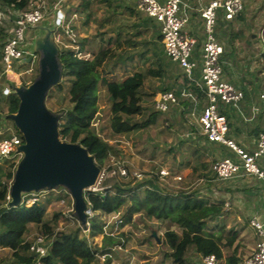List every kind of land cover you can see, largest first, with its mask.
Listing matches in <instances>:
<instances>
[{
    "label": "trees",
    "instance_id": "1",
    "mask_svg": "<svg viewBox=\"0 0 264 264\" xmlns=\"http://www.w3.org/2000/svg\"><path fill=\"white\" fill-rule=\"evenodd\" d=\"M33 1L37 0H0V10L8 9L14 14L28 12L38 6H32ZM192 1L195 4L196 1ZM47 2L49 7L60 5L64 12V21L55 34L59 37V60L63 66L61 82L49 90L47 95V99L50 97L55 102H57L55 99L61 97L62 104L64 103L59 107L65 111L64 114L60 113L62 115L58 126L59 137L62 141L79 143L86 148L100 171L107 175L100 180L99 191L84 192V199L91 211V216L87 217L86 231L76 226L64 231H56L55 227L62 215L55 214L51 221L45 219L46 205H49L51 201L47 196L51 195L58 200L53 190H43L48 194L30 207L9 206L10 199L7 197L15 163L4 160L0 165V249L9 252V264L35 262L36 255L29 251L34 237L27 239L31 227L39 230L37 235L46 238V254L40 258V264H100L101 255H107L114 246L122 244L121 240H117L111 232L106 233L105 224L100 221V215L115 214H119L121 223L122 220L130 222L134 216L140 215L154 221H168L171 226H177L180 229L179 234L173 230L164 233V243L170 250L167 257L171 258L173 264H197L185 258L189 248H193L200 260L213 255L215 264L220 263L223 260V249H230L235 242L237 231L232 228L223 238V230L215 234L211 231L209 224L227 213L225 201L219 197V193L230 192L227 185L240 177L223 182L214 180L212 164L218 157L228 156L230 149L221 144L209 142L202 135L200 124L192 118L194 115L196 119L198 118V106L195 103L205 99L204 95L187 79L182 69L163 54V46L160 45L162 38L156 22L143 13L134 12L133 3L125 0H117L115 7L113 2L107 0H78L79 5L74 8L63 0H47ZM93 2L104 5L109 11L114 9L112 14L108 13L107 17L98 19L99 28L108 26L112 35L105 43L100 42L101 46L97 50L93 46L95 43L86 38L79 39V36L75 35L76 32L74 33V16L84 15V26L89 24L91 18H95L96 13L90 10ZM125 3L132 6H126ZM118 8L135 17L132 24L126 25L121 22L118 15L114 13ZM12 27L11 22L0 23V78L3 73V41L10 36ZM131 29L132 34L128 33L127 38H123L122 31L129 32ZM150 30L153 31L154 39L157 41H147L143 38L145 32ZM70 34H74V37H70ZM122 44L126 46L125 49L122 48ZM139 45L147 49L146 52L153 50L149 56L150 60L153 58L151 64L144 68L139 67L137 71L119 81L108 79L106 76L112 68L117 65L127 67L130 64L134 58L131 51ZM86 55L91 56V59H86L84 57ZM149 58L145 57V60ZM33 78L35 79V76ZM148 79H159L162 85L160 92H172L177 99V104L171 105L166 113H160L154 109L146 110V112L150 111L146 119L140 122L134 121V117L143 113L140 105L142 87ZM21 84L26 86L28 82L21 81ZM100 89H103L107 95V101L110 104V128L115 134L147 130L159 118L166 123L167 127L164 131L167 133L172 131L175 134L178 126H182L181 130L185 128L182 132L176 133L177 136L173 137L169 143H162L164 151L172 160L169 164L170 168L175 165L177 154L184 157L175 167L176 173L183 168H191L188 180H179L184 190L169 192L165 187H159L156 184V175L149 179L143 178L138 181V184L130 186V183H120L119 180L122 178L115 170L109 167L104 168L106 161L110 158V146L93 128V122L99 112ZM186 92L190 97L184 95ZM17 106L18 99L12 93L4 95L0 88V117L15 113ZM217 107L219 114L227 116L229 127L227 114L230 109L234 111L237 109L221 102H218ZM258 132L257 138L260 133H263L259 130ZM3 138L0 136V140ZM171 173L174 175V172L171 171ZM198 175H202V182L196 187ZM98 235H103L100 247L93 246L89 242L90 238ZM151 238L156 241L153 236ZM228 264H237V260L230 257Z\"/></svg>",
    "mask_w": 264,
    "mask_h": 264
},
{
    "label": "rangeland",
    "instance_id": "2",
    "mask_svg": "<svg viewBox=\"0 0 264 264\" xmlns=\"http://www.w3.org/2000/svg\"><path fill=\"white\" fill-rule=\"evenodd\" d=\"M64 1L70 3L73 8L76 5H79L78 0H63V2ZM42 4H44L45 7L43 19L37 26L29 27L25 31L26 55L27 58L33 55L32 62L28 64L22 63V61L13 62V71L17 73L16 76L20 83L21 81H27L28 84H30L34 79L33 77L37 76V62L39 55L33 54V42L36 37L43 34V30L40 29V27L46 25L47 28H50L55 24L56 11L54 8L58 4L49 7L47 0H37L33 1L32 6L35 7L36 5ZM247 5L252 10H256L261 13L264 12V0H253L251 3L247 2ZM101 6L104 7V5L93 2L90 10L96 14L94 16L95 18L90 19L88 25H83L84 15L81 16V14H79L74 18V33L76 32L75 35L79 36V39L85 37L90 42L95 43L93 46L96 47V50L99 49L101 44L105 43L112 35V32H110L109 29L99 28L100 22L98 19L101 18L98 17V14ZM126 21L127 23L122 21L123 24L129 25L128 23H130V19H127ZM124 31L125 30L122 31V33H124L122 37L127 38L126 36L129 32L126 33ZM99 34L101 35L99 36ZM150 34V31L145 32L143 38L148 41V39H150L149 37L151 36ZM53 37L55 39L56 36L54 35ZM121 41L123 42V39H121ZM134 41L136 40L134 39ZM57 43L56 45L59 48V41ZM122 46L123 49L126 48V46L123 44ZM146 50L147 49L145 48H141L140 45L133 48L131 52L134 58L131 60L130 64H128L127 67L125 65L115 66L111 69V72H109L106 77L110 80L115 79L119 81L121 78L131 75L133 72L137 71L139 67H147L149 64H151V61H153V58H151V60L149 58V56H151L150 53H153V50L148 52H146ZM84 57L86 59H91V56L89 55ZM145 57H148L149 60H145ZM5 78L6 77L4 76L0 78L1 89L4 86L12 85V83L7 81ZM9 78L15 79L14 74L10 75ZM161 89L162 85L159 79H148L145 82L144 86L142 87L140 101L143 113L142 115L134 117V121L140 122L146 119L147 115L150 113V111L146 112V110L152 111L154 109L153 101L156 96L161 93ZM55 100H57V102L51 100L50 97L48 99L46 98V107L53 113L64 114V109L59 108L64 105V103L62 104L61 97H58ZM109 109L110 104L107 101V95L103 89H100L99 112L96 115L95 121L93 122V128L94 131L100 135L101 139L106 141L110 146V158L106 161L104 168H112L117 173L120 167L125 169L128 168V170H126L129 171V173H140L144 179H149L151 177L153 178L156 175V184L159 187H165L169 192H180L184 190L183 185H180V181L177 179L181 173H176L175 168L177 167V164L181 162V159L184 157V155L181 156L177 154L175 165L170 168L169 164L172 163V160L171 157L164 151L162 143H169L173 137L177 136L176 133H180L185 129L181 130L182 126H178L176 127L177 132L175 134L172 131H170L171 133H167L164 131V128L167 127L166 123H164L162 119L159 118L155 124L149 126L147 130L141 129L133 131L129 134H115L110 128L111 115ZM1 118L2 117H0L1 123L4 126L12 125V122L6 119V117H3L2 119ZM1 164H3V161L0 162V165ZM161 171H167L170 176H161ZM171 171L174 172V175L171 173ZM101 173L104 175V172ZM105 175H107V173H105ZM119 181L120 183L124 184L130 183V186L139 183L137 180L134 181V179H131V177L128 179H120ZM99 183L100 182L98 181L96 184L97 188H100ZM191 188L192 187H190V189ZM47 197H49L51 201L49 205H46V221H51L55 214L62 215L58 219V225L55 227L56 231H64L69 228H74L75 226L81 227L78 222L72 221L68 217V215L70 216L73 214V201L71 200V197H65V202L63 203H61V199L57 200L56 198H52L51 195H48ZM42 198L43 197H41L40 200ZM225 202L228 204V199H226ZM228 213H226L223 217H219L217 220L210 222L209 224L211 231L215 234L218 233L219 230H223V238L227 236V232L232 228L237 231L235 242L230 247V249H223V260H221V262L218 264H228V259L230 257H234L237 260V264H241L244 259L249 257L253 252L254 234L252 230L251 232L249 231V226L234 225V222ZM100 221L105 224L106 233L111 232V234L117 238V240H121L122 243L119 246H114V248H112L113 250L107 255H101L100 264H173L171 258L167 257L170 253V250L164 243V233L168 230H173L179 234L180 229L177 226H171L168 221H154L151 218L141 217L140 215L134 216L130 222H125V220H122V223L120 222L119 214L110 216L100 215ZM81 229L83 228L81 227ZM152 233L155 234L156 241L151 238ZM37 234H39V230L31 227L30 232L27 235V239L30 240ZM102 239L103 235H98L96 237L90 238L89 242L93 246L96 245L97 247H100L103 242ZM185 258L190 259L197 264H203L202 260L196 256L193 248L188 249L185 254ZM9 259V252L7 250L0 249V264H9Z\"/></svg>",
    "mask_w": 264,
    "mask_h": 264
},
{
    "label": "built area",
    "instance_id": "3",
    "mask_svg": "<svg viewBox=\"0 0 264 264\" xmlns=\"http://www.w3.org/2000/svg\"><path fill=\"white\" fill-rule=\"evenodd\" d=\"M133 3L135 11L145 14L153 19L160 26V35L165 55L171 62L177 64L189 81H191L204 95L206 106L202 110L199 118L201 133L209 142H215L231 149L237 155V161L230 158H222L216 160L212 164V172L215 175V181L223 182L243 176H254L258 179H264V170L259 165V160L264 159V133H260L256 142V149L252 153H247L239 149L236 144L227 137L228 124L226 117L218 113V102L231 106L235 109L239 107L244 95L242 91L233 85L224 82L221 79L222 68L220 58L223 53L222 47L218 44L215 37V25L218 11H222L224 19L231 21L243 9V0H214L204 4V0H195L198 11L203 22L205 40L201 48V70L199 79H195L193 71L196 63L192 60V53L196 46V40L184 32V27L188 22L187 17L183 14L181 0H165L159 3L157 0H125ZM55 30L53 36L58 31L64 21V15L60 5H57ZM44 4L38 5L35 9L14 14L10 10H0V23L11 22L13 27L10 36L5 39L2 48V64L4 76L9 80V76L15 74L13 71L14 61H23L26 59L25 49V31L29 27L37 26L44 16ZM60 15V17H58ZM75 18V16H74ZM59 21L56 23V21ZM70 37H74V34ZM55 43L59 41V37H55ZM58 44V43H57ZM5 78V79H6ZM15 84L14 81H10ZM3 94L12 93V85L2 88ZM259 100L264 108V93L259 95ZM177 104V99L172 92L159 93L153 101V108L160 113H166L171 105ZM0 136L4 138L0 140V162L10 160L16 163L20 160L21 154L18 147L23 143L21 135L17 132L13 125L4 126L0 120ZM118 174L122 179L141 180L144 177L140 173H128L125 168H119ZM161 176H169V173L161 171ZM101 173L99 182L103 178ZM180 180V178H177ZM198 183L202 179L197 180ZM100 188L95 185L86 190L87 192H97ZM85 191V192H86ZM61 203L65 202V197H71L64 188L53 190ZM48 192L41 191L39 193H31L22 196L21 205L30 207L44 198ZM9 199V196L7 197ZM72 200V198H71ZM73 201V200H72ZM72 212V210H71ZM91 216V211L87 217ZM67 217V215H66ZM68 217L74 221V215ZM250 228L254 231L257 241L252 254L244 259L242 264H264V224L260 223L256 217L249 221ZM41 235L34 236L29 246V251L36 255L33 264H40V258L46 254L45 240ZM203 264H215L213 255L204 257Z\"/></svg>",
    "mask_w": 264,
    "mask_h": 264
},
{
    "label": "crops",
    "instance_id": "4",
    "mask_svg": "<svg viewBox=\"0 0 264 264\" xmlns=\"http://www.w3.org/2000/svg\"><path fill=\"white\" fill-rule=\"evenodd\" d=\"M107 1L113 2V6H116L115 2L117 0ZM157 1L159 3L165 2V0ZM181 1L182 5H184L182 12L188 19L184 32L196 40V46L192 53V60L196 63L193 75L195 79H199L201 48L205 40L203 22L196 2L194 4L192 0ZM210 1L214 0H204L203 3L207 4ZM251 1L253 0H243V11L231 21L225 20L223 12L219 11L215 25L216 41L223 50L220 58L221 79L242 91L244 95V99L239 104L237 111L230 109L227 114L230 123L227 136L239 149L247 153H252L256 149L258 130L264 133V108L258 99L259 94L264 93V12L261 13L250 9L247 2L251 3ZM126 6L130 7L132 5L126 4ZM132 8L134 7L132 6ZM113 10L112 8L109 11L105 6H101L98 17H107L108 13L112 14ZM114 13L118 15L120 20L122 19L121 22H126L127 19H130L129 22L132 24L135 20L133 15H129V12L121 8H118ZM156 26L160 29L158 24ZM106 28L108 29V26ZM132 32L133 30L131 29L129 33L132 34ZM150 33L151 36L148 41L155 40L153 31L150 30ZM160 45L163 46L161 43ZM163 54L165 55L164 50ZM6 80L8 81L7 78ZM184 95L190 97L187 92ZM195 104L198 106V118L196 119L195 115L192 118L199 123L206 101L202 99ZM225 117L227 119V116ZM199 135L201 134L199 133ZM228 154V156L218 157L216 160L230 158L233 161H237L235 152L230 149ZM259 165L264 170V159L259 160ZM190 172V167L183 168L179 172L181 173L179 178L187 181ZM199 178L202 179V175H198L197 180ZM196 185H198V182L195 183ZM227 186L230 192L221 191L219 197L223 198L224 201L228 199L229 203L225 202V210L227 213L230 211L228 214L234 225L249 226V221L253 217H256L260 223L264 224V179H258L254 176H243L233 180ZM248 229L251 232L252 229ZM252 232L254 234L253 230ZM253 237L254 250L257 237L255 234Z\"/></svg>",
    "mask_w": 264,
    "mask_h": 264
},
{
    "label": "water",
    "instance_id": "5",
    "mask_svg": "<svg viewBox=\"0 0 264 264\" xmlns=\"http://www.w3.org/2000/svg\"><path fill=\"white\" fill-rule=\"evenodd\" d=\"M40 29L43 34L33 42V54L39 55L37 76L26 86L20 83L16 74L15 79L8 77L15 83L12 84V94L18 99V106L16 112L7 115L6 119L12 122L23 139L17 149L21 158L9 187V206L19 207L22 196L27 194L64 188L73 200L75 219L86 231L90 209L84 192L97 184L101 171L86 148L60 139L61 114L46 107L49 90L61 82L63 66L53 37L55 25L50 28L44 25ZM32 59L33 55L22 63H31ZM152 236L156 238L154 233Z\"/></svg>",
    "mask_w": 264,
    "mask_h": 264
},
{
    "label": "clouds",
    "instance_id": "6",
    "mask_svg": "<svg viewBox=\"0 0 264 264\" xmlns=\"http://www.w3.org/2000/svg\"><path fill=\"white\" fill-rule=\"evenodd\" d=\"M15 74H17V73H15Z\"/></svg>",
    "mask_w": 264,
    "mask_h": 264
}]
</instances>
